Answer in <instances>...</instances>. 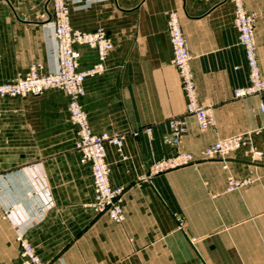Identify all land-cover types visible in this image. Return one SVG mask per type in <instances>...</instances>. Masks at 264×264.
Returning a JSON list of instances; mask_svg holds the SVG:
<instances>
[{
  "label": "crops",
  "instance_id": "0c3cea01",
  "mask_svg": "<svg viewBox=\"0 0 264 264\" xmlns=\"http://www.w3.org/2000/svg\"><path fill=\"white\" fill-rule=\"evenodd\" d=\"M255 14L254 36L264 76V0H243ZM74 29L102 27L113 46L105 70L85 79L80 102L93 132L123 136L105 143L111 186H122L121 223L92 207L91 165L75 148L68 97L59 89L0 98V264H17L18 229L44 264H264V160L244 148L223 168L200 160L139 180L152 161L173 153L168 120L186 115V98L167 29L176 12L197 98L211 105L204 131L186 115L180 148L198 152L225 137L260 128L250 141L264 151V92L234 97L248 83L230 0H68ZM79 68L96 51L77 46ZM32 64L58 68L50 9L40 0H0V83ZM150 127L151 132L144 131ZM138 131L137 135H133ZM253 182L227 192L228 177Z\"/></svg>",
  "mask_w": 264,
  "mask_h": 264
},
{
  "label": "built area",
  "instance_id": "2783aa9c",
  "mask_svg": "<svg viewBox=\"0 0 264 264\" xmlns=\"http://www.w3.org/2000/svg\"><path fill=\"white\" fill-rule=\"evenodd\" d=\"M40 1L50 9L53 37L58 51V68L53 72H43L39 65L32 64L25 74L0 83V98L39 95L49 89H59L66 93L69 121L76 130L75 148L81 154V162H89L91 165L93 183L91 205L96 212L106 213L111 220L121 223L124 219V211L120 203L123 187H113L109 182L110 166L106 160L105 143H111L120 151L123 136L93 132L80 102L85 94V79L105 70L104 63L113 46L112 39L102 27H97L93 31L74 29L70 24L68 0ZM230 1L233 4V24L237 32V41L244 50L248 69V83L237 88L234 97L241 98L263 93L264 76L259 66L254 36L255 14L246 11L243 0ZM167 29L172 49L171 63L178 71L186 98V115L193 116L198 129L204 131L215 125L212 106L203 104L197 98L190 66L192 56L187 48L178 15L174 11L168 14ZM77 46H88L96 51V62L85 70L79 68L81 52ZM260 108L264 109V103L260 104ZM186 115L175 116L168 120L169 141L173 146V153L152 161L147 173L139 176V180H152L159 174L200 160L218 159L222 162L223 168H227L229 155L240 148L245 149L253 162L259 163L264 160V151L250 141L251 134L259 133L260 128L218 139L196 153L181 149L182 138L188 129ZM144 131L150 133L151 128L145 127ZM137 133L138 131H134L133 135ZM252 182L250 176L242 179L228 177L225 190L234 191ZM15 232L20 249L17 264H44L34 246L18 229Z\"/></svg>",
  "mask_w": 264,
  "mask_h": 264
}]
</instances>
